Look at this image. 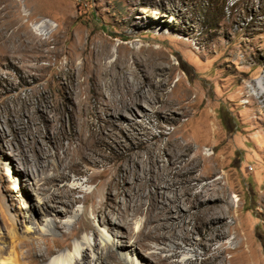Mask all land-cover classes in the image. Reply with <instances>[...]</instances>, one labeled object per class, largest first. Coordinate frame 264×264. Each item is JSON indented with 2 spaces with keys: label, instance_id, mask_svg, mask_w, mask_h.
Returning <instances> with one entry per match:
<instances>
[{
  "label": "rangeland",
  "instance_id": "374dc122",
  "mask_svg": "<svg viewBox=\"0 0 264 264\" xmlns=\"http://www.w3.org/2000/svg\"><path fill=\"white\" fill-rule=\"evenodd\" d=\"M123 78L137 83L125 100L138 93L143 100L106 111L124 95ZM80 130L96 141L97 163L67 170L60 186L78 187L64 197L67 205L59 203L69 211L45 216L42 193L32 191L43 181L19 171L10 148L32 159V143L43 142L62 154ZM139 157L145 169L127 184L136 182L143 194L157 189L155 196L171 206L182 193L183 211L190 210L175 232L187 229L194 244L172 239L186 249L175 264L187 258L201 264L205 255L210 264H264V0H0V208L17 214V235L63 237L57 244L37 241L50 253L41 264L82 261L84 250L89 264L105 252L102 236L114 234L93 213L91 194L119 164L142 167ZM153 159L169 175L157 170L148 181ZM192 167L198 181H189ZM211 181L216 195L202 203L195 194ZM84 197L90 201L68 207ZM218 198L220 206L206 217L203 209ZM82 214L87 228L78 221ZM48 221L58 228L48 229ZM146 225L145 215H137L130 227ZM145 242L146 252L171 254L167 239ZM117 256L124 264H152L132 250Z\"/></svg>",
  "mask_w": 264,
  "mask_h": 264
},
{
  "label": "bare ground",
  "instance_id": "6f19581e",
  "mask_svg": "<svg viewBox=\"0 0 264 264\" xmlns=\"http://www.w3.org/2000/svg\"><path fill=\"white\" fill-rule=\"evenodd\" d=\"M48 23L49 21L45 20L37 26L43 28L44 25ZM20 27L21 25L17 27V30L20 29ZM121 83L123 84L124 88H126L124 95H122V97L116 101V104H106V111L111 109L114 111H126L130 109L133 104H138L143 100V96L140 93H138V95H132L131 99H129L128 101L125 100L128 94L133 93V90L137 85L136 80H133L131 82L126 78H123ZM100 101L101 103H105L104 99H101ZM118 102L119 104H117ZM99 134H101V131L99 132ZM95 142L96 141L92 139H88L85 132L80 130L76 131L75 135L70 138L69 144L62 147V154L59 153L55 146L53 147L54 151L51 152V146L45 147V143L43 142L32 143V159L23 156L21 153L17 154L15 153L16 149L10 148L12 153L8 158L9 161H16L18 164H20L22 168L19 169V171H22L25 175L32 176L34 178L40 177L39 181H43L42 185L38 186V188L36 189L34 188L32 191L35 192L37 190H40V192L42 193V195L39 196V203H41L42 208L45 207V216H48L49 214H58V212L61 211H69L68 209L63 210L60 207L59 203L67 205L64 197L66 195L68 197L73 195L72 193L78 190V187L68 189L66 185L60 186L58 181L69 178V174L67 173L68 169L73 170L75 167H80L85 163H97L95 156L100 154L97 151L93 150V145ZM176 154L177 153L174 151L171 156L173 157ZM50 158L56 160V163L50 162ZM195 160L196 158L193 159L188 165L191 166L192 164H194ZM47 162L49 163L47 164ZM137 163L138 165H142V167L138 166V169L126 168L119 164L117 167V172L112 173V171H110L108 173L107 179L104 182L98 184V186H100V189L94 191L91 194L93 213L100 217V222L107 226V232H110L112 235L114 234V238L109 237V235L102 236L103 241L105 242L106 246L108 245V248L103 253L99 251H97V253H94L91 256L92 259L91 261H89V264H102L103 261L111 264H124L121 260L118 259L117 250H127V252L129 250H132L134 253L136 252L138 253V255L140 254V257L141 254L146 256L147 259L152 262V264L153 262L156 264H175L178 262L176 260H173V258L178 257L182 252H185L186 249L181 244L172 242V239L185 237L186 241L184 242L186 243V245L192 246L194 244L191 240L190 234L187 233V229H184V231H180V234L175 232L176 228H182V219L186 215V213L190 211L189 209L183 211L184 207L182 202L184 197L182 193L181 196H175L176 198L178 197L177 199L175 197L174 200L171 199L172 204H174V206H171L170 203H167L163 197L157 198L155 196V194L158 193L157 189H155V191H153L151 194H143V192L141 191L142 189H139V187L141 186L137 188L138 184H136V182H133L130 185L127 184L131 183L132 178H134V180H137V171L145 169V166H143L145 160L142 157H139ZM49 165L52 166L50 167L53 172L51 175L46 174V169ZM156 165L157 160L153 159L149 165V168H146V171L148 172V174H150V177H148V181H151V175L156 174L157 170H159L160 172H164L163 174L165 175H169L167 169L162 171V168L159 169ZM192 169L193 170L190 172L192 176L189 181H198L200 177L195 174L197 170L194 167H192ZM40 170H42V174H44V176H41V174L39 173ZM119 171L122 172L121 176L124 181V186L121 190L116 188ZM174 177H170L171 181H169L172 182L171 186L175 187L176 190L183 192L184 185H179V183H177L178 179L176 180ZM207 178H209V176H207ZM214 186V181L206 183L195 194V197L201 198L202 203L207 202L211 197H214L216 195ZM165 187H167V185ZM52 188H54L53 191H51ZM204 190H206L207 192L205 193ZM96 197L101 198L99 205L95 201ZM121 197L124 199L122 205L119 203V199ZM88 201L90 200L87 197H84V199H76L73 200L68 207H71L75 202L87 203ZM215 201H217V204L206 206V208L203 209V213L206 217L212 215V213L216 211L215 209L220 206L219 198ZM35 206L36 205H33V207ZM0 214L2 215L3 224L5 227L4 231H0V239H2V243H4V246H0V264H41V262H44L48 259L50 253L43 252L39 244H37V241L41 239L46 245L51 243V241H53L54 244H57L59 242V239L63 238L56 237L53 234L42 235L36 232L37 230L32 235H17L16 225H19V221L16 219L17 214L9 213L7 211V208L4 206H1ZM137 215H145L147 225L144 228L135 231L130 226L133 219ZM31 219L32 218H28V221ZM42 220L44 219L42 218ZM78 221L82 223L83 228H87L90 225L89 221L86 219V214H82V216L79 217ZM46 223L48 229L53 226V224H55V227L58 228V225L55 223V221H48ZM118 236H120V238L116 240L115 237ZM123 237L129 238L131 243H128L127 240L122 239ZM147 238H152L158 241L159 239L169 240L170 244H167V247L169 248L168 251L171 252V254L162 255L146 252L145 240ZM86 245L90 247V241H86ZM48 248L50 249V252L53 250L50 247ZM138 249L140 250V252ZM80 254H82V261L79 260L78 257L74 259V262H72V260H69V263L86 264V251L84 250ZM212 260L213 259L211 258V256L205 255L201 264H210ZM185 264H194V260L192 258H187L185 260Z\"/></svg>",
  "mask_w": 264,
  "mask_h": 264
}]
</instances>
